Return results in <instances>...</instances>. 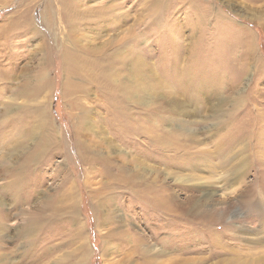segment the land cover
<instances>
[{
    "label": "rangeland",
    "instance_id": "1",
    "mask_svg": "<svg viewBox=\"0 0 264 264\" xmlns=\"http://www.w3.org/2000/svg\"><path fill=\"white\" fill-rule=\"evenodd\" d=\"M20 1L0 0V29L6 20L8 23L9 19L6 18L15 10L25 8V3ZM25 1L26 4L32 1L30 16L45 33L53 47L51 51L55 53V44L50 38V31L46 32L48 29L43 25L41 16L49 0ZM118 1H123L118 11L128 15L136 14L141 7L139 3H144V0ZM160 1H163L164 7L160 13L145 18V22L140 21L135 27L140 31L143 46L149 48V57L157 74L161 79H167L166 90L173 93L174 85L169 75L180 71L179 67L199 71L197 74L202 84L206 83L204 80L210 79L207 78L208 73L219 71L218 80L221 84L218 86L217 78L211 76L214 80L211 86L217 88L216 96L231 100V95L240 92V104L234 110H224L226 114L222 121L215 123L211 130L179 129L177 137L186 143L185 150H159L157 147L152 150L153 147L148 146L142 133L132 137L127 132L123 134L126 140L121 143L122 148L134 152L135 148H139L138 154L152 164V169L159 170L166 165L177 175L186 172L200 177L205 175L199 181L207 180L205 186L201 187L211 195L213 202L205 198L202 209L214 212L200 221L190 213L180 214L181 207L185 206L181 201L192 189L187 182H175L176 176L165 177L161 170L152 176L155 180H140L152 181L153 187L137 186L133 188V193L125 185L102 177V172H95L96 163L87 169V163H81V155L76 150L74 122L79 110L73 108L75 104L71 107L70 101L62 96V83L66 75L61 59L53 55L46 69L53 86L47 108L54 129L58 130L62 153L52 151L55 143L37 146L39 138L46 136V130L42 128L33 138L27 136L25 139L22 157L26 158L32 152L40 154L23 166L22 177L18 176V179L14 175H0V216L7 214L6 218L0 217V254L9 257L5 259L6 263L159 264L163 260L176 259L183 264L182 259H203L204 264H214L218 260V264H255L258 250L264 249V0ZM55 2L51 8L53 13L58 4ZM209 3L212 11H206ZM216 10L219 12L217 17L214 15ZM144 13L145 10L142 11ZM112 27L109 24L103 33L112 34L115 31V27L114 30ZM15 30H0V54L15 48L20 51L22 47L32 53L31 45L39 38L27 41L29 33L22 35ZM3 34L9 38H4ZM19 41L23 45L18 46ZM175 47H178L177 59L171 52ZM250 49H253L255 56L249 53ZM3 58L6 59L5 56ZM33 63H30L32 69L36 66ZM79 78L76 76L73 80L80 81ZM100 90L97 82L88 88L83 97L87 104L85 108L88 107L87 115L94 118L96 125L112 134L114 131L110 125L116 121L105 116L110 113V109L104 108ZM192 99L190 105L198 102L195 97ZM29 122L33 123V119L30 118ZM207 122L211 123L210 120ZM14 131L12 127L13 135ZM80 132L83 144L91 142L90 136H96L90 131V135ZM42 147L45 149L41 150ZM110 150L107 149V152L116 163H119L116 157L123 156L126 161L130 159L122 151ZM236 152L243 167L240 170L242 176L237 182L231 183V187H225L228 180L233 179L239 171V165L234 166L236 162L232 159L236 158ZM17 167V162L12 163L11 169ZM210 168L212 171H208ZM0 169H3L1 164ZM98 181L109 184L106 196L110 202L108 205L104 199L91 194L100 186ZM221 184L225 188L219 189ZM233 185H236L235 189H232ZM150 187L154 197L165 200L166 204L156 205L147 200V194L142 191ZM165 194L169 198H165ZM194 195L203 199L202 192L196 191ZM65 202L71 206V212L64 209ZM164 206L172 207L179 215L171 214ZM41 216L44 219H40L39 223L36 219ZM33 218L36 222H33L30 233L28 228ZM1 230H5L6 234ZM248 238L255 242L248 244ZM165 242L167 244L164 245Z\"/></svg>",
    "mask_w": 264,
    "mask_h": 264
},
{
    "label": "bare ground",
    "instance_id": "2",
    "mask_svg": "<svg viewBox=\"0 0 264 264\" xmlns=\"http://www.w3.org/2000/svg\"><path fill=\"white\" fill-rule=\"evenodd\" d=\"M21 1L23 4L25 3V8L15 10L12 15L6 18L9 21L7 23L6 20L0 30L16 31L15 29H17L22 35L30 34L27 36V41L35 37L39 38V40L31 45L32 48L30 50L32 49V53L30 51L28 53V50L25 51L21 46L22 50L20 51L15 48L0 54V164L3 165V169H0V175L4 177H10L11 175L22 177L24 174L23 166L34 160L39 153L32 152L26 158L22 157V149L24 150V147H26L25 139H27V136L33 138L34 135L42 131V128L46 130V136L39 138L40 143H37V146L44 147V145L48 146L51 143H55V149H52V151L62 153L61 142L57 135L58 130L54 129V122L49 115V108H47L50 104L51 99L48 98H50L49 95L53 86L50 84V74L46 69L48 63L49 65L51 64L52 56L55 55V58L59 57L61 59L64 75H66L62 83V96L70 101L69 105L71 107L75 104L73 108L79 110V113H76V122H74V134L76 150L81 155V163H87V169L96 163L95 172H102V177L125 185L133 193H135L133 188L137 186L153 187L152 181L140 180L147 178L155 180L152 176L156 173L159 174V170H161L165 177L173 178V176H176L175 182H187L190 188L194 189L193 191L190 190L191 193L185 197V200L181 201L185 206L181 207L180 214L182 212L190 213L200 221L201 218L203 219L213 213L214 210L209 209L206 211L202 209L205 198L213 202L211 195L205 189H202L203 186L201 187L207 180L199 181L200 178H205V175L200 177V175H194L190 172V174L186 172V174L177 175L176 171H172L166 165H163L162 169L159 170L156 168L152 169V164L147 163V160L145 161L138 154L139 148H135L134 152L131 149H123V144H121L126 140L123 135L125 132H127L128 136L142 133L147 139L148 146L153 147L152 150L157 148L159 150L162 148L165 150H185L186 143L184 141L181 142L177 137L178 134L176 132H179V129L211 130L215 127V123L222 121V117L227 111L234 110L240 104V92L235 91L236 95H231V100H228L230 98L216 96L217 88H213L215 86L211 85H213V78L219 79V71L208 73L207 78L210 77V79L206 78L207 80H204L206 83L202 84L201 77L197 74L199 71L196 72L189 68L186 69V67H179L180 71L169 75V79L174 85L173 93L171 94L168 89L166 90L167 79H161V76L157 74L158 72L153 67V61L149 57V48L143 46V42L140 41V31H137L135 27L140 21L145 22V18L155 17L160 13L164 8L163 1L151 2V0H144V3H139L140 9L136 8L138 10L136 14L128 15L123 11H118L123 4V1L119 2L118 0L116 2L108 0L107 5L105 3L106 0H49L45 5V9L43 8L41 16L43 25L48 29L45 30H47L46 32L50 31V38L55 44H52L55 46V53L51 51L53 47L50 46L51 44L45 33L36 26L30 16L32 1L29 4H26L25 0ZM55 1L58 4L56 5V11L53 13L51 8ZM143 10H145L144 14H142ZM209 10L212 11L210 3L206 11ZM217 14L219 12L216 10L214 15L216 16ZM109 24L115 27V31L107 35L103 32L106 31ZM114 27H112V30H114ZM25 30L26 33H24ZM6 34H3V37L9 38ZM24 40L26 41V38ZM17 45H23V43L19 41ZM177 48L175 47L171 51L175 59L178 57ZM249 53L255 56L253 49H250ZM147 59L150 61V65ZM257 60L259 59L257 58ZM30 63L36 64V66L32 69V64ZM6 65L9 67H6ZM197 68L200 69L201 67L197 66ZM104 70L108 72L105 71V73ZM76 76L80 77V81L73 80ZM96 82L99 89H101V96L105 103L104 108L106 110L110 109V113L105 114V116H108V119L112 121H116L114 122L115 124L112 123L110 125L114 131L113 135L108 134L104 127L96 125L94 118L90 117L89 114L87 115L88 111L86 108L88 107L85 108L86 101L85 98L83 100V97H85L88 88ZM220 82H218L217 86L221 84ZM170 87L172 88V85ZM193 97L198 102L191 104L193 105L191 108L189 103H191ZM225 105L226 108H224ZM30 118L33 119V123L29 122ZM208 120L211 123H208ZM12 127L15 129V135L11 132ZM76 129L78 130L76 131ZM80 131H83L86 135H90V131L93 134L96 133V136H90L91 142L88 141L87 144H83ZM114 133L117 134L114 135ZM43 147L40 149H45ZM140 147L141 149L144 148L143 146ZM109 148L117 152L122 151L123 155L130 156V159L126 161L123 156L122 158L116 157L119 163L114 162L112 156L107 152ZM100 150L107 153L102 154L103 152L100 153ZM237 154L236 152L234 155L236 158ZM145 158L149 159V157ZM236 158H232L236 162L233 165L236 167L239 165L237 167L239 171L233 179L228 180L224 185L225 187H231L242 176L240 170L243 167L241 161ZM14 162L18 163V167L11 169ZM166 164L169 165L167 162ZM210 170L212 171L211 168L208 171ZM112 172H116V174H111ZM223 179L225 180V178L221 180ZM98 183L100 186L91 194L104 199L108 205L110 202L106 196L109 184L105 181L103 183L98 181ZM236 185H233L232 189H235ZM224 186L221 184L219 189L225 188ZM152 187L142 191V193L147 194V200L149 199L156 205L162 206L166 204L165 200L154 197ZM196 191L202 192L203 199L196 198V195H194ZM164 197L166 198L168 195L165 194ZM70 201L69 205L72 204L71 199ZM99 204H103V202H99ZM69 205L65 202L64 209H69L71 212L72 209ZM164 207L169 212L171 211V214L179 215L176 212L177 210L175 211L172 207ZM3 215L0 217L6 218L7 214L4 213ZM40 219L43 220L44 217H38L36 220L40 223ZM36 220L34 218L30 219L28 228L30 233H32L33 229L32 224ZM1 231L2 233L4 232V235L6 234L5 230ZM254 242L251 238L247 239L248 244H253ZM258 252L259 255L256 257L255 264H264V249H259ZM157 254L160 253L158 252ZM8 258L0 254V264H8L5 261ZM182 262L183 264H204L203 259H194L193 261L182 259ZM218 263L219 260L214 264ZM159 264H180V261L167 259Z\"/></svg>",
    "mask_w": 264,
    "mask_h": 264
}]
</instances>
